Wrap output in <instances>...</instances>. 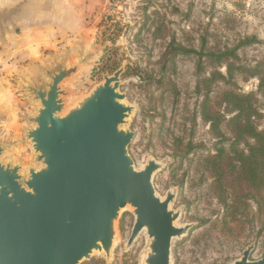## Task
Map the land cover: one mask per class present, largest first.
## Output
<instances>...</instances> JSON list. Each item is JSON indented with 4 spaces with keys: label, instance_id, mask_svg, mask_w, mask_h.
<instances>
[{
    "label": "rangeland",
    "instance_id": "1",
    "mask_svg": "<svg viewBox=\"0 0 264 264\" xmlns=\"http://www.w3.org/2000/svg\"><path fill=\"white\" fill-rule=\"evenodd\" d=\"M0 14V140L10 144L1 161L22 166L24 175L41 167L26 137L40 106L29 86L49 82L57 61L70 66L87 57L64 82L73 92L67 107L123 68L135 167L149 157L162 164L153 175L156 192L165 198L175 191L177 224L191 225L173 241L172 264H231L251 244V258L264 257V214L256 216L251 200L249 214L233 218L225 206L233 187H221L212 168L217 149L234 139L225 91L252 94L254 121L264 131V0H0ZM180 46L198 52L178 53ZM227 49L234 56L222 61L207 54ZM217 113L215 131L210 117ZM135 219L130 206L123 208L111 258L95 251L80 264H143L145 231L127 247Z\"/></svg>",
    "mask_w": 264,
    "mask_h": 264
},
{
    "label": "water",
    "instance_id": "2",
    "mask_svg": "<svg viewBox=\"0 0 264 264\" xmlns=\"http://www.w3.org/2000/svg\"><path fill=\"white\" fill-rule=\"evenodd\" d=\"M86 61H57L49 82L29 86L40 106L26 137L41 167L24 175L22 166L1 161L10 144L0 140V264H80L95 251L109 260L128 206L136 219L127 247L145 231L143 264H172L174 239L191 228L177 224L176 192H156L153 175L162 164L149 157L135 167L129 145L136 133L124 127L134 108L120 91L123 68L67 107L73 92L64 82ZM254 248L231 264H264V257L251 258Z\"/></svg>",
    "mask_w": 264,
    "mask_h": 264
},
{
    "label": "trees",
    "instance_id": "3",
    "mask_svg": "<svg viewBox=\"0 0 264 264\" xmlns=\"http://www.w3.org/2000/svg\"><path fill=\"white\" fill-rule=\"evenodd\" d=\"M170 49L174 48V44H170ZM206 40H203L202 49H205ZM190 51L198 52L195 49L189 50L180 46L178 53H188ZM199 54L203 53L199 51ZM207 54L215 60L222 61L229 56H234V49L225 51H207ZM227 72L232 74V68L227 66ZM224 78L225 76L222 75ZM263 82V79H260ZM252 94H241L235 91H225L223 100L225 106L235 114L231 117L230 123L233 124V141L229 149L221 146L217 149V155L213 157L212 168L216 180L221 187H233L235 197L232 203H225V206L232 211L233 218H244L250 212V201L254 200L257 204L256 216L264 214V131L257 127L254 121V115L257 112L253 104L250 102ZM212 128L219 130L218 113L211 117ZM243 143L246 147L240 149L238 144ZM228 153V155H224ZM232 153V154H230ZM227 157L226 169L222 166L223 159ZM233 175V178H228ZM219 198H222L219 195Z\"/></svg>",
    "mask_w": 264,
    "mask_h": 264
},
{
    "label": "crops",
    "instance_id": "4",
    "mask_svg": "<svg viewBox=\"0 0 264 264\" xmlns=\"http://www.w3.org/2000/svg\"><path fill=\"white\" fill-rule=\"evenodd\" d=\"M21 24H23V23H21Z\"/></svg>",
    "mask_w": 264,
    "mask_h": 264
}]
</instances>
